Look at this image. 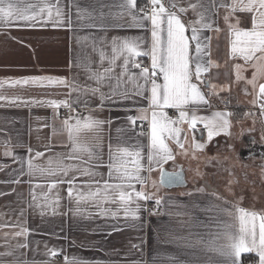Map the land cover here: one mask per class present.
I'll return each mask as SVG.
<instances>
[{"label": "crops", "instance_id": "obj_1", "mask_svg": "<svg viewBox=\"0 0 264 264\" xmlns=\"http://www.w3.org/2000/svg\"><path fill=\"white\" fill-rule=\"evenodd\" d=\"M45 2L56 4V0H24L21 6ZM223 2L230 3L231 0ZM122 3L124 0H59L66 20L70 18L72 21L70 28L0 25V83L3 84L0 87V264H176L177 261L180 264H206L212 254L202 251L201 245L188 247L187 244L201 237L208 240L210 234L218 230L217 210L212 205H224L211 195L212 192L248 211L264 214V182L255 180L257 176L253 170L250 176L261 187L255 189L254 184L249 186L248 182L240 180V166H235L236 162L239 164V157L231 151L239 140L236 130L240 129H256L258 133L251 137L253 143L264 145L261 139L264 115L260 110L264 100H259L257 96L258 85L264 83V77H258L257 88L253 89L247 81L252 79L255 69L247 67V70L241 69L245 79L237 81L234 65H244V61L230 58V38L226 35L227 25L223 19L225 9L213 8V0H202V3L207 9L206 17L215 21L214 26L221 31H206L204 34L212 37L211 59L219 67L210 69L209 78L199 84L207 94L211 107L202 106L197 114L210 117L217 111L231 113V135L221 133L208 142L203 125L197 124L196 139L206 147L202 152L194 150L189 142L186 145L187 155L181 154V150L169 142L176 156L175 162L169 161L164 165L163 176L158 169L154 170L146 186L135 184L137 191L143 190L151 197L147 202H140L139 220L125 219L119 203L104 202L103 182L109 181V144L113 153L121 147L131 150L142 146L145 156L148 144V137L136 131V126L142 122L137 120L136 125H132L127 119L139 116L141 110L147 107L146 101L135 97L136 103L129 100L126 105H109L101 110L99 96L85 91L86 88L96 87L88 77L98 69L102 71L101 51L106 56L103 66H108L114 39L139 37L150 40V32L129 27L131 17L126 14L122 19L119 17L118 14L125 11L120 7ZM176 3L188 7V0H176ZM215 3L219 5L221 0H215ZM217 11L219 14H214ZM78 12L82 16L78 17ZM237 15L241 17L240 26L250 29L251 14ZM101 17L105 22L104 28L90 26L99 24ZM182 18L195 20L198 17L189 10ZM232 23H235L234 18ZM119 63L121 61H117ZM119 71L117 68V75ZM136 71L133 69V72ZM42 77L66 79L76 86V91L64 85H50L47 80L44 86H9L19 79ZM109 83L116 88L117 82L113 78L105 82L101 89L103 92L109 91ZM209 85H215L218 95H212ZM134 87L133 83L127 82L122 83L118 90L131 92ZM222 87L224 91H220ZM12 100L26 103H11ZM49 100H67L75 112L66 114L70 109L63 106L53 109L47 104ZM165 111L173 119L178 116L174 109ZM89 113L100 120H111L112 124L110 127L105 124L101 133V158L82 166H103L91 168L96 173L94 178L76 173L78 179L72 186V197L69 199L67 183H57L55 188H50L49 185L58 180L57 177L41 176L39 173L29 177L26 174L27 161L32 158L35 164L44 166L49 157L66 154L69 149L61 145L66 143L67 134H61V122L70 115L87 116ZM183 127L187 128L186 125ZM118 128L125 131L118 133ZM53 129L56 130L55 136ZM181 135L183 137L184 134ZM53 144L56 147L48 151L47 146ZM6 150L11 154L5 155ZM36 152L43 153V157L36 160ZM250 157L253 156L248 155L247 159ZM83 159L87 161L88 157ZM260 161L264 162L262 159L257 162L260 164ZM141 163L146 164V160H141ZM65 164L80 165L81 161L65 160ZM173 173L180 174V181L168 183L167 176ZM140 175L146 177L148 173L141 172ZM16 180L20 182L14 183ZM109 182L119 181L113 178ZM37 184L42 186L37 187ZM198 189H203V192ZM97 190L100 196L91 197L90 194ZM108 195L111 199L113 194ZM81 196L89 198L78 204ZM156 198L161 200L158 207L155 205ZM226 207L231 208V203ZM144 208L155 214H149ZM21 229H28V232L17 236ZM53 250L55 256L51 255ZM251 257L258 261L254 253H247L242 254L241 264Z\"/></svg>", "mask_w": 264, "mask_h": 264}, {"label": "snow or ice", "instance_id": "obj_2", "mask_svg": "<svg viewBox=\"0 0 264 264\" xmlns=\"http://www.w3.org/2000/svg\"><path fill=\"white\" fill-rule=\"evenodd\" d=\"M24 0H0V25L4 27L17 28H36L47 27L51 25L54 28L71 27L70 18L66 20V14L59 7V0L56 4L49 3L28 4L22 7ZM125 11L118 14L122 19L124 15L131 17V28H139L145 33L150 32V40L144 38L132 39H114L111 45L112 56L108 60V66L104 67L103 62L106 58L103 51L100 52V68L95 73L89 75V79L96 84L94 88H86L93 96H99V108L109 105L123 106L126 102L132 100L136 103L135 97H140L147 102V107L141 110L139 116L127 117L132 125H136L137 120L147 121L148 128L141 127L139 135L148 137L147 155H144V148L136 146L133 149L128 147L118 148L115 153L112 152L109 144V164L107 165L109 181L113 178L118 183L103 182L104 202L119 203L123 208L125 219H140V202H147L149 197L143 190L137 191L135 184L147 185L148 179L154 170H159L164 175V165L169 161L175 162L176 156L170 143H174L181 150V154L187 155L186 145L189 144L194 150L203 151L206 144L197 141L195 132L197 124L203 125V130L207 132V141L211 142L214 137L221 135H231L229 128L231 122L228 112H214L210 117L200 116L197 113L202 106L211 107L206 93L203 92L199 84H203L209 77L210 69L219 67L211 59L210 42L212 37L205 35L206 31L219 33L221 29L214 26L215 21L206 17L207 9L204 8L202 0L193 3L188 0V7H181L176 0H147L144 7H138L137 0H124L120 5ZM213 8L225 9L223 17L227 25L226 35L230 38V58L243 59L244 65L236 64L237 81L245 79L241 74V69L247 70V67L255 69L251 80L247 83L252 84L253 89L257 88L258 77H264V0H231L230 3H221L217 5L215 0L212 3ZM38 9V10H36ZM203 9V11H201ZM191 12L198 18L195 20H185L182 17ZM238 13L251 14V28L241 27V17ZM218 15V11L214 13ZM78 17L82 13H77ZM235 23H232V19ZM103 17L99 24L93 23L91 27L104 28ZM119 27L120 25H116ZM143 57L150 61L145 64ZM207 57V58H206ZM117 61L121 63L117 64ZM119 68V74L116 69ZM133 69L138 70L133 72ZM116 79V88L108 84L109 91L103 92L101 89L106 81ZM48 84L64 85L76 91V86L62 78H31L19 79L9 84L10 87L18 85H38L44 86V81ZM131 82L134 89L129 92L127 89L119 91L122 83ZM3 84L0 83V87ZM212 88V95H218L215 91V85H209ZM224 91V88H220ZM71 92L69 96H71ZM258 99L264 100V83L258 85ZM11 103H26L25 101L12 100ZM256 104L257 100H253ZM48 106L53 109H59L61 106L67 107L71 112H75L67 100L47 101ZM166 109H174L178 116L173 119L167 114ZM261 115H264V103L260 104ZM74 121V122H73ZM61 134H67V141L61 147H66L69 151L66 154H56L49 157L46 165L41 166L34 163L30 158L27 161V175L32 177L39 173L41 176L57 177L49 187L55 188L57 183H67L69 185L68 196L72 197V186L75 184L79 173L80 176L94 178L96 173L91 171L92 167H102V164L83 167L84 164H90L92 160H99L103 152V137L101 135L105 124L109 127L112 121L97 119L89 113L87 116L70 115L62 122ZM186 125L185 129L183 126ZM118 128L117 132H124ZM184 134L183 137L181 134ZM53 135L56 130L53 129ZM90 138V139H89ZM261 139L264 140V134ZM48 151H51L55 144L49 145ZM31 155L32 150L28 149ZM5 151V155H10ZM43 153L36 152L35 159L43 157ZM87 156L85 161L83 157ZM65 160H79L80 165L65 164ZM141 160H146L142 164ZM131 165V167H129ZM264 170V166H262ZM141 172L148 173V176L142 177ZM71 174V175H70ZM180 181V174L173 173L167 176L168 183ZM19 183V180L13 181ZM37 187L42 185L37 184ZM203 192V189H198ZM112 193V198H109ZM97 190L91 193V197L100 196ZM191 195V193H189ZM216 200L221 201V205H212L217 210V231L210 234V239L204 240L203 237L197 241L188 242V247L202 246V251L206 254L211 253L206 264H241L242 254L254 253L257 260L253 264H264V214L251 212L243 207H239L236 202H229L217 192H212ZM89 197H79L77 203L86 200ZM35 200V195L33 194ZM47 199V198H45ZM58 203V199L56 201ZM231 203V208L226 207ZM161 204L159 198L155 199V205ZM31 207V205H29ZM149 214L155 212L148 208L143 209ZM78 211V209H77ZM43 211L41 215H43ZM23 215V213H21ZM226 217V219H221ZM115 218V214H113ZM28 229H21L17 236L25 235ZM22 247L26 245H21ZM52 256L56 255L53 250ZM176 264H180L179 261Z\"/></svg>", "mask_w": 264, "mask_h": 264}, {"label": "rangeland", "instance_id": "obj_3", "mask_svg": "<svg viewBox=\"0 0 264 264\" xmlns=\"http://www.w3.org/2000/svg\"><path fill=\"white\" fill-rule=\"evenodd\" d=\"M237 135H239V140L237 141V143L234 144V146L231 147V151L233 152L232 154H234L235 156H238V161L239 164L236 162L235 166L239 167V172H240V176L239 179L243 180L245 182H248L249 186H251L252 184H254V188L257 189L259 187H261V185H259L257 182H264V174H262L264 172V170H262V165H264V162L260 161L257 162L258 160H261L260 157H250L249 160L248 159H243V157H241V149H246L248 147V142L246 141V137H253V135L257 132L256 129H248L247 131H243V130H236ZM258 133V132H257ZM254 166V167H253ZM236 167V170H237ZM218 170V169H217ZM255 171V175L257 176L255 178V180L257 181L256 183L253 182V179L251 178V171ZM262 172V173H261ZM245 179V180H244ZM261 189V188H260Z\"/></svg>", "mask_w": 264, "mask_h": 264}, {"label": "trees", "instance_id": "obj_4", "mask_svg": "<svg viewBox=\"0 0 264 264\" xmlns=\"http://www.w3.org/2000/svg\"><path fill=\"white\" fill-rule=\"evenodd\" d=\"M245 139L248 142V147L246 149H241V157L246 160L248 155L256 156L260 157L264 161V145L253 143V139L251 137H246Z\"/></svg>", "mask_w": 264, "mask_h": 264}, {"label": "built area", "instance_id": "obj_5", "mask_svg": "<svg viewBox=\"0 0 264 264\" xmlns=\"http://www.w3.org/2000/svg\"><path fill=\"white\" fill-rule=\"evenodd\" d=\"M146 2H147V0H140L139 1V3H138V7H144L145 6V4H146ZM142 61H143V63H145V64H149L150 63V61H149V59L147 58V57H143L142 58ZM264 103V102H263ZM70 110H67L66 111V114H70ZM177 117V116H176ZM141 127H143L145 130H147V128H148V122L147 121H144V122H142V123H140V124H138L137 126H136V131L138 132V133H140V131H141ZM253 260H256L255 258H248L245 262H244V264H253Z\"/></svg>", "mask_w": 264, "mask_h": 264}]
</instances>
